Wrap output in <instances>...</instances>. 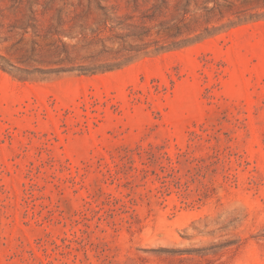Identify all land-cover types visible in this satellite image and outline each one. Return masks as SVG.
Listing matches in <instances>:
<instances>
[{
	"label": "rangeland",
	"instance_id": "1",
	"mask_svg": "<svg viewBox=\"0 0 264 264\" xmlns=\"http://www.w3.org/2000/svg\"><path fill=\"white\" fill-rule=\"evenodd\" d=\"M0 264H264V0H0Z\"/></svg>",
	"mask_w": 264,
	"mask_h": 264
},
{
	"label": "trees",
	"instance_id": "2",
	"mask_svg": "<svg viewBox=\"0 0 264 264\" xmlns=\"http://www.w3.org/2000/svg\"><path fill=\"white\" fill-rule=\"evenodd\" d=\"M184 42H187V41H184Z\"/></svg>",
	"mask_w": 264,
	"mask_h": 264
}]
</instances>
